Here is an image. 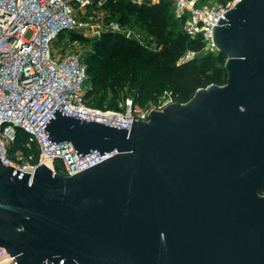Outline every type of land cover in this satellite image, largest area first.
<instances>
[{
    "label": "water",
    "instance_id": "water-1",
    "mask_svg": "<svg viewBox=\"0 0 264 264\" xmlns=\"http://www.w3.org/2000/svg\"><path fill=\"white\" fill-rule=\"evenodd\" d=\"M223 14V85L129 129L57 106L50 143L114 151L70 176L0 159V246L17 264H264V0Z\"/></svg>",
    "mask_w": 264,
    "mask_h": 264
},
{
    "label": "built area",
    "instance_id": "built-area-1",
    "mask_svg": "<svg viewBox=\"0 0 264 264\" xmlns=\"http://www.w3.org/2000/svg\"><path fill=\"white\" fill-rule=\"evenodd\" d=\"M117 0H0V159L30 174L42 163L52 173L73 175L109 156L92 151L79 157L69 143H50L42 127L59 106L70 116L129 129L132 120L146 121L154 107H142L132 100L123 110H104L88 103L87 65L75 52H63L55 43L59 38L77 42L73 34L94 29L97 33L121 31V24L106 21L98 11ZM135 5H153L161 0H129ZM173 17L190 38L201 36L205 49H216L213 28L219 17L240 0H168ZM202 2L199 6L198 3ZM99 12V11H98ZM70 31L72 36L64 35ZM63 34V35H62ZM28 35V37H26ZM99 35V34H98ZM125 36H128L125 34ZM76 39V40H75ZM195 52L187 50L177 63L191 60ZM170 99L169 94L164 95ZM159 101V100H158ZM171 101V99H170ZM172 102V101H171ZM164 106V105H163ZM157 105L156 109H161ZM27 136L21 150L8 155V145L16 131ZM0 264H17L0 246Z\"/></svg>",
    "mask_w": 264,
    "mask_h": 264
},
{
    "label": "trees",
    "instance_id": "trees-1",
    "mask_svg": "<svg viewBox=\"0 0 264 264\" xmlns=\"http://www.w3.org/2000/svg\"><path fill=\"white\" fill-rule=\"evenodd\" d=\"M105 7L118 16L121 25L136 17L154 36L156 45L150 49L123 33H102L85 57L89 87L86 96L91 106L119 110L123 90L132 96L134 103L146 108L166 94L171 101L184 103L198 88L226 82L225 53L206 52L201 36L188 37L173 17L170 1L135 5L129 0H117ZM187 50L195 52L194 57L178 64ZM26 139V134L17 130L8 145V155L14 157L21 150L34 154L32 162H36L37 150L23 147ZM261 193L264 194V189Z\"/></svg>",
    "mask_w": 264,
    "mask_h": 264
},
{
    "label": "rangeland",
    "instance_id": "rangeland-1",
    "mask_svg": "<svg viewBox=\"0 0 264 264\" xmlns=\"http://www.w3.org/2000/svg\"><path fill=\"white\" fill-rule=\"evenodd\" d=\"M202 2L198 3L197 6H199ZM99 11V12H98ZM96 10L97 17H100L101 14L105 16L106 21H113L117 22L118 16L116 14H113L112 11H110V8L103 7L100 10ZM121 31H123V34H127L128 36H132L136 41H138L141 44H144L146 47H149L150 49H154L155 47V38L153 35H151L148 30L145 28L144 24L141 23L136 17H131L128 24L121 25ZM99 34V35H98ZM63 35V34H62ZM64 35L72 36V33L70 31L64 32ZM77 35V36H76ZM102 35V33H97L94 29H91L89 31H85V33H77L73 34L72 37L76 36L77 42H74L72 38H70L69 41L63 40L64 37H60L59 41H56L55 45L63 50V52H75L78 53L85 61V57L88 55V53L93 48V43L96 39H99V37ZM79 36V37H78ZM28 37V35L26 36ZM206 52H215L214 50L204 49ZM203 51V52H204ZM132 100V96L126 91L123 90L121 100L118 104L119 110H123L127 104L128 101ZM133 101V100H132ZM171 102L169 98L166 96H162L159 101L151 105L150 107H154L156 109L157 105H166L167 103ZM107 110H113V109H107ZM159 110V109H158Z\"/></svg>",
    "mask_w": 264,
    "mask_h": 264
}]
</instances>
